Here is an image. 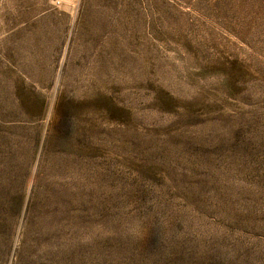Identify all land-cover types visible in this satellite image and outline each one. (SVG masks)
Here are the masks:
<instances>
[{"label": "rangeland", "instance_id": "1", "mask_svg": "<svg viewBox=\"0 0 264 264\" xmlns=\"http://www.w3.org/2000/svg\"><path fill=\"white\" fill-rule=\"evenodd\" d=\"M0 264H264V0H0Z\"/></svg>", "mask_w": 264, "mask_h": 264}]
</instances>
